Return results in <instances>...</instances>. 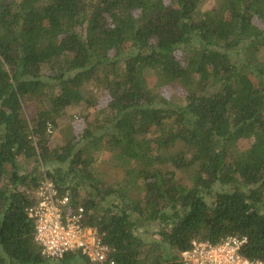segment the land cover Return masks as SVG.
I'll list each match as a JSON object with an SVG mask.
<instances>
[{"label": "trees", "instance_id": "obj_1", "mask_svg": "<svg viewBox=\"0 0 264 264\" xmlns=\"http://www.w3.org/2000/svg\"><path fill=\"white\" fill-rule=\"evenodd\" d=\"M202 1L0 0V264H94L40 254L26 213L39 167L118 264H182L192 240L227 236L264 261V0ZM100 71L105 131L75 138L70 124L50 147L67 107H97L83 88ZM102 141L141 179L139 199L119 187L108 202L90 153ZM152 221L160 241L144 249L136 229Z\"/></svg>", "mask_w": 264, "mask_h": 264}, {"label": "built area", "instance_id": "obj_2", "mask_svg": "<svg viewBox=\"0 0 264 264\" xmlns=\"http://www.w3.org/2000/svg\"><path fill=\"white\" fill-rule=\"evenodd\" d=\"M26 213L33 220L34 241L42 256L60 259L67 253L78 252L94 264H118L96 229L84 224L83 207H73L68 193H59L52 178L44 172ZM244 241L245 238L236 236L217 242L192 240L177 259L182 264H264L239 253Z\"/></svg>", "mask_w": 264, "mask_h": 264}, {"label": "rangeland", "instance_id": "obj_3", "mask_svg": "<svg viewBox=\"0 0 264 264\" xmlns=\"http://www.w3.org/2000/svg\"><path fill=\"white\" fill-rule=\"evenodd\" d=\"M216 0H203L200 4V10L206 11L215 7ZM103 72H99V77L85 84L83 91L88 99L99 98V103L97 107L94 105L89 106L85 103H80L75 106H70L66 108L64 114L58 120V128L53 129L49 136V146L59 147L64 143V134L62 129L64 127L72 125V132L76 138L77 132H80L84 127L89 125L90 131L95 134H101L105 131L106 126V116H103L105 112H100L99 108L104 107L108 102V94L105 92L101 96V92L104 88ZM150 83H155V79H151ZM172 87H161L160 93L164 96H169L173 91ZM176 90V89H175ZM179 93L180 90L177 89ZM101 126V127H100ZM77 141V140H76ZM85 143V140L78 145ZM240 147L244 148L245 143H240ZM90 153L94 157L93 169L95 175L101 180L102 185L110 186L115 189L116 192L108 197V202L118 203L119 199L116 196L119 192V187H122L127 192L130 199L136 200L142 196V182L136 175L133 174V167L130 164L122 165L114 158V152L105 144V142H100L97 147H92ZM20 167L22 172H28L30 169L36 166L35 161L32 159H19ZM40 177L43 174L45 168L39 167ZM185 173H178L177 177L186 180ZM217 189H227L226 186H221L220 184L215 185V190ZM29 190V189H28ZM35 189L32 191L34 194ZM79 198L84 195L83 191H80ZM158 224L155 221L146 223L145 226L138 227L137 233L140 236L144 249H148L151 242L160 241L157 234Z\"/></svg>", "mask_w": 264, "mask_h": 264}]
</instances>
